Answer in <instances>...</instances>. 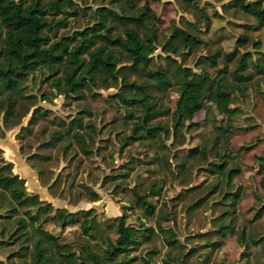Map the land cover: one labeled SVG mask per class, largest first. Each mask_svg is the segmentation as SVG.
Segmentation results:
<instances>
[{
	"label": "rangeland",
	"instance_id": "rangeland-1",
	"mask_svg": "<svg viewBox=\"0 0 264 264\" xmlns=\"http://www.w3.org/2000/svg\"><path fill=\"white\" fill-rule=\"evenodd\" d=\"M72 1L74 6L65 15L67 26L59 30L60 35H71L86 27L98 7L120 10L123 2ZM149 1L161 17L159 44L151 68L156 65L169 68V53L163 51L162 44L169 36L170 27L186 28L187 21L200 20L199 33L206 43L186 56L184 64L212 77H219V70L227 67L228 85L236 87L231 105L236 113L230 117L220 115L214 106L208 108L206 101L192 120L199 123L197 126H189L191 121H188L182 132L175 134L172 114L159 116L152 123L169 125L170 134H163L158 140L130 139L125 145V137L132 135V127L142 112L132 108L135 117L127 115L130 109L117 97L119 88H95L96 95L87 92L86 99L77 100L64 93L57 94L50 82L34 77L27 86L28 93L35 94L37 100L20 123L7 128L4 113L0 111L2 157L12 162L13 172L25 179L28 192L38 193L41 200L50 202L56 209L71 212L94 209L102 233L92 243L101 249L108 244V237H117L113 219L118 216L124 215L126 223L136 230L152 228L150 240L131 252L130 257L136 258L133 264H246L247 261L264 264V212L255 218L264 207V28L251 29L257 20L233 6V0H193L196 8L186 0ZM61 16L57 15L56 20ZM209 18L211 27L207 30ZM243 35L248 41L239 46L237 41ZM234 50L238 54L227 62L224 54ZM218 51V63L213 66L207 58ZM247 53L252 56L247 58L246 67L237 70L241 55ZM151 94L159 97L162 108L175 110L179 96L176 88L161 93L153 87ZM37 107L46 110L48 117L29 125ZM84 108L92 110V114L81 113ZM76 116H83L84 122L95 126L96 130H81L88 151L69 138L59 123ZM221 125L228 127V137L222 135L218 128ZM58 130L64 133L61 140L54 136ZM49 142L54 145H48ZM197 146L208 149L206 159L189 157L191 149ZM35 154L49 156V160L30 157ZM225 160L229 167L240 169L230 184L225 176L212 174L208 169L209 162ZM215 186L218 190L213 192ZM158 189L160 194L153 193ZM135 191L155 205L153 215L147 216L137 207ZM93 193L99 196L98 200H92ZM236 193L239 198L234 203ZM3 210L0 208V213ZM229 210L235 212L226 215ZM51 216L43 229L78 254L85 238L80 226L63 228ZM222 224L230 230L225 237L219 233ZM15 226L10 219L0 221V264L22 262L18 256L20 242L9 239ZM170 236L178 240L177 245L168 244ZM7 240L11 243H2ZM253 240L261 242L254 244Z\"/></svg>",
	"mask_w": 264,
	"mask_h": 264
},
{
	"label": "trees",
	"instance_id": "trees-1",
	"mask_svg": "<svg viewBox=\"0 0 264 264\" xmlns=\"http://www.w3.org/2000/svg\"><path fill=\"white\" fill-rule=\"evenodd\" d=\"M186 1L189 6L197 7L193 0ZM140 2L143 4L139 5ZM231 4L255 17L258 23L251 29L264 28V0H233ZM73 6L72 0H0V111L4 113L3 122L7 128L19 124L29 113L30 105L37 100L35 94L28 93L27 86L34 77L50 82L57 94L64 93L77 100L86 99L87 92L96 95L95 88H119L117 97L130 109L127 115L135 117L132 108L142 112L132 127V135L125 137V145L129 144L130 139L158 140L163 134H170L169 125L152 123L159 116L172 114L175 134L181 133L188 121H191L189 126H197L199 123L192 120L206 101L208 108L214 106L220 115L230 117L236 113L237 110L231 106L236 87L228 85L227 67L219 70V77H212L207 72L194 71L184 64L186 56L192 55L206 43L199 33L200 20L187 21L186 28L176 25L170 27L169 36L162 44L163 51L169 53V68L162 69L158 65L151 68L153 54L159 44L161 17L149 0H123L120 10L100 6L93 11L92 22L86 27L71 35H60L59 30L68 23L65 15ZM198 10L205 13L200 8ZM59 14L63 16L56 20ZM210 27L209 18L206 29ZM247 41L248 37L243 35L237 43L242 46ZM254 44L258 45L259 42ZM237 54L238 50H234L225 53L224 58L231 62ZM219 56L218 51L207 59L215 66ZM251 56L250 53L241 55L237 70H244L246 60ZM256 66L262 67L260 64ZM153 87L161 93L176 88L179 96L174 111L160 106L159 97L151 94ZM81 113L91 115L92 110L84 108ZM47 114L46 110L35 108L29 125L42 117H48ZM59 123L69 138L88 151L87 140L81 130H96L95 126L84 122L83 116ZM218 128L222 135L228 137V127L221 125ZM27 129L30 131V126ZM63 135L60 130L54 134L58 140L63 139ZM48 145L54 143L49 142ZM199 147L192 148L189 157L206 159L208 149ZM30 157L49 160V156L39 154ZM208 169L212 174L225 176L229 184L240 173L239 168L229 167L227 160L222 163L209 162ZM25 182L24 178L13 172V163L2 157L0 149V208L5 213H0V221L10 219L16 225L9 239L21 244L18 254L22 259L21 264H133L136 258L130 257L131 252L137 250L144 241H149L154 233L152 228L136 230L126 223L124 215L118 216L113 219L117 237H108V244L101 249L92 243L102 233L94 209L73 212L56 209L50 202L41 200L38 193L28 192ZM217 190L218 186H215L213 192ZM153 193L160 194V189ZM93 195V201L99 199L97 194ZM235 195L234 203L239 198V194ZM134 200L147 216L155 213V205L137 191ZM234 212L229 210L225 214ZM263 212L264 207L255 218ZM50 216L63 228L80 226L85 238L78 254L62 245L57 236L43 229L44 222ZM229 232L227 225L220 226L219 233L223 237ZM167 241L172 246L178 244V240L172 236ZM260 242L253 240L254 244ZM2 243L11 242L7 240ZM246 264L252 263L247 261Z\"/></svg>",
	"mask_w": 264,
	"mask_h": 264
}]
</instances>
